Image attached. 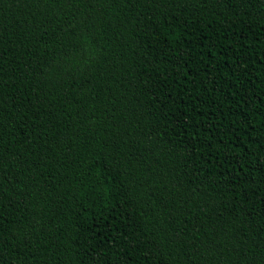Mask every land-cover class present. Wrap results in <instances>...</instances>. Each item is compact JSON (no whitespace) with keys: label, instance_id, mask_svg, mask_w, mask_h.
<instances>
[{"label":"trees","instance_id":"trees-1","mask_svg":"<svg viewBox=\"0 0 264 264\" xmlns=\"http://www.w3.org/2000/svg\"><path fill=\"white\" fill-rule=\"evenodd\" d=\"M0 264H264V0H0Z\"/></svg>","mask_w":264,"mask_h":264}]
</instances>
